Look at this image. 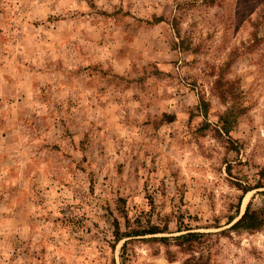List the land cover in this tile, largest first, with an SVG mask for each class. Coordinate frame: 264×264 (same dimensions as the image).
<instances>
[{
	"label": "rangeland",
	"instance_id": "1",
	"mask_svg": "<svg viewBox=\"0 0 264 264\" xmlns=\"http://www.w3.org/2000/svg\"><path fill=\"white\" fill-rule=\"evenodd\" d=\"M249 202L264 0H0V264H264Z\"/></svg>",
	"mask_w": 264,
	"mask_h": 264
},
{
	"label": "trees",
	"instance_id": "2",
	"mask_svg": "<svg viewBox=\"0 0 264 264\" xmlns=\"http://www.w3.org/2000/svg\"><path fill=\"white\" fill-rule=\"evenodd\" d=\"M172 120V117L171 119ZM252 190V188H245L244 192L247 193L248 191ZM234 218L231 219V221H233ZM230 221V222H231ZM262 226H264V216H262V213L259 212L258 210L254 209L252 206V202H249L245 212L243 213V215L237 220L235 221V223H233L231 225L230 228H234V227H241L247 230H257L259 228H261ZM119 233V231H117ZM160 231H157V229H151L150 231L148 230H134L131 232H127V233H119V238L121 239L122 236L124 237H130V236H138V235H146V234H155L158 233ZM134 233V234H131ZM198 236V233L196 232H187L178 236L173 237V239H193L194 237ZM164 240H168L169 237H162Z\"/></svg>",
	"mask_w": 264,
	"mask_h": 264
}]
</instances>
